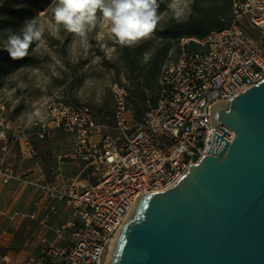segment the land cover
Listing matches in <instances>:
<instances>
[{"label": "built area", "instance_id": "1", "mask_svg": "<svg viewBox=\"0 0 264 264\" xmlns=\"http://www.w3.org/2000/svg\"><path fill=\"white\" fill-rule=\"evenodd\" d=\"M231 19L203 38L182 39L184 51L165 66L157 105L142 121L131 114L128 90L118 82L112 86L111 123L98 121L97 112L85 104L63 99L50 103L55 127L75 142L74 151L59 158L83 167L77 177H66L60 169L52 181L43 175L23 177L12 165L0 169L3 183H25L37 189L40 200L55 201L45 220L60 214L58 203L69 216L55 231L61 243H48L38 257L22 264H106L142 194L177 184L190 166L210 154V146L220 152L225 140L212 144L215 133L222 136L226 130L231 135L226 132L223 138L228 144L234 141L235 131L216 123L213 111L264 80V45L249 33L251 28L264 30V0H233ZM192 41L197 49L188 47ZM42 127L44 137L49 127ZM9 128L0 99V138ZM11 216L33 218L36 211Z\"/></svg>", "mask_w": 264, "mask_h": 264}, {"label": "water", "instance_id": "2", "mask_svg": "<svg viewBox=\"0 0 264 264\" xmlns=\"http://www.w3.org/2000/svg\"><path fill=\"white\" fill-rule=\"evenodd\" d=\"M213 118L234 141L220 127L212 142L225 140L220 152L210 146L177 184L142 194L109 264H264V80L217 105Z\"/></svg>", "mask_w": 264, "mask_h": 264}, {"label": "rangeland", "instance_id": "3", "mask_svg": "<svg viewBox=\"0 0 264 264\" xmlns=\"http://www.w3.org/2000/svg\"><path fill=\"white\" fill-rule=\"evenodd\" d=\"M57 2L58 0H51L46 10L36 13L29 21L43 29L42 39L33 41L27 54L37 58L38 63L10 75L6 86L0 91V99L6 104V115L10 120L6 137L0 139V167L11 163L16 170H20L23 177H30L34 169H37L44 173L48 181L53 180V173L59 169L63 170L66 177H77L83 167L76 160L59 158L60 155L72 153L75 142L71 134L55 127L48 110L50 103L63 99L85 104L97 112L98 121L111 123L114 83L126 86L128 99L136 91V81L130 79V73L122 59L124 46L110 33L102 15L97 13L96 27L82 40L68 32L62 24L55 22L53 10ZM192 2L193 0H158L160 21L156 29L164 28L171 19L186 20L190 15ZM155 30L149 38L142 39L135 45L156 36ZM249 33L264 45V30L251 28ZM6 42L8 43L0 36V44H7ZM152 51L151 49L145 53L143 62L150 58ZM183 51L182 39L173 40L166 64L176 61ZM148 95L149 98L156 96L152 91H148ZM43 124L49 129L41 137ZM0 184L9 185L8 193L12 195H18L27 188L25 183L20 182ZM14 201V198L10 199L6 195L0 197V204L5 206L8 213ZM17 203V209L27 208L25 201L20 200L14 205ZM2 220L3 218L0 223ZM4 221L8 225L11 223L8 218ZM21 224L19 229L13 228V241L0 247V256L22 249V241L28 236V224Z\"/></svg>", "mask_w": 264, "mask_h": 264}, {"label": "trees", "instance_id": "4", "mask_svg": "<svg viewBox=\"0 0 264 264\" xmlns=\"http://www.w3.org/2000/svg\"><path fill=\"white\" fill-rule=\"evenodd\" d=\"M17 2L20 3L16 5ZM50 2L51 0H7L0 6V36L8 41L10 34L20 33L36 13L48 8ZM232 5L233 0H193L186 20L171 19L164 28H157L156 36L148 41L124 46L122 59L130 73V79L136 81V91L131 93L128 107L137 121H142L146 113L157 105L160 78L167 65L173 40L200 39L212 30L225 28L230 24ZM6 47L7 44H0V91L6 86L10 75L22 68L34 66L39 61L27 55L12 59ZM188 47L198 48L193 41ZM151 49L153 51L150 58L143 62L145 53ZM148 91L156 96L149 98Z\"/></svg>", "mask_w": 264, "mask_h": 264}, {"label": "clouds", "instance_id": "5", "mask_svg": "<svg viewBox=\"0 0 264 264\" xmlns=\"http://www.w3.org/2000/svg\"><path fill=\"white\" fill-rule=\"evenodd\" d=\"M158 8V0H58L53 15L57 24L84 40L96 27L99 12L119 43L133 46L153 34L160 21ZM42 37V28L26 23L20 33L8 37L10 58H23L28 54L30 44Z\"/></svg>", "mask_w": 264, "mask_h": 264}, {"label": "crops", "instance_id": "6", "mask_svg": "<svg viewBox=\"0 0 264 264\" xmlns=\"http://www.w3.org/2000/svg\"><path fill=\"white\" fill-rule=\"evenodd\" d=\"M5 3L4 0H0V6ZM4 139V138H0ZM63 162H61L62 164ZM6 165H11V163H7ZM6 165L0 167L3 168ZM60 170V169H59ZM19 174L20 170H16ZM58 171V170H57ZM56 171V172H57ZM53 173V180L55 179V173ZM40 175H44L43 172L37 171L34 169V173L29 175L30 177H38ZM0 179V183H1ZM9 185H1L0 184V197L6 195L8 198H14V203L20 200L25 201L27 208L25 210H19V203H13L12 208H10V212L5 210V206L0 204V219L3 218L2 223H0V247L7 246L13 241L14 230L19 229L22 225V222H27L28 227V236L26 239L22 241V249L19 251H12L6 255L0 256V264H22L25 260L30 258L38 257L43 248L50 242H54L55 239V231L61 223H64L68 220L69 216L67 212L64 210V206L61 203H58V207L60 209V214L52 216L50 219L45 220L44 216L48 211L49 207L55 203L54 200H40L39 192L36 188H32L30 186H26L25 190H22L18 195L12 193H8ZM37 207V209H36ZM36 211V216L31 218L27 217H19V216H11L15 212L20 213H28L30 211ZM3 212H6L7 215H3ZM10 219V225L6 224L4 220ZM21 221V222H20ZM58 244H60V240H56ZM10 259V262H5L4 258ZM19 260L20 263H16L15 260Z\"/></svg>", "mask_w": 264, "mask_h": 264}, {"label": "bare ground", "instance_id": "7", "mask_svg": "<svg viewBox=\"0 0 264 264\" xmlns=\"http://www.w3.org/2000/svg\"><path fill=\"white\" fill-rule=\"evenodd\" d=\"M114 246H115V243H114ZM114 246H113V248H114ZM113 248H112V250H113ZM112 252H113V251L110 252V255H109L108 258H107V262H106V264H109V261H110V257H111Z\"/></svg>", "mask_w": 264, "mask_h": 264}]
</instances>
